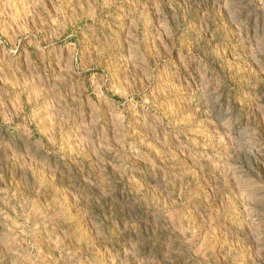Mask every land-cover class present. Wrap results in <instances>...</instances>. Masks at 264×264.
Masks as SVG:
<instances>
[{"label":"rangeland","instance_id":"1","mask_svg":"<svg viewBox=\"0 0 264 264\" xmlns=\"http://www.w3.org/2000/svg\"><path fill=\"white\" fill-rule=\"evenodd\" d=\"M0 264H264V0H0Z\"/></svg>","mask_w":264,"mask_h":264}]
</instances>
